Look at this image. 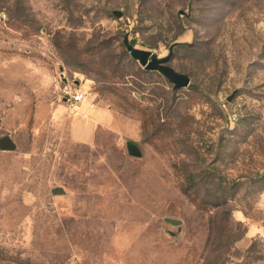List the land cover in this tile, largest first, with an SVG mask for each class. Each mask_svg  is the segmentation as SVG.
I'll return each instance as SVG.
<instances>
[{
  "label": "rangeland",
  "instance_id": "1",
  "mask_svg": "<svg viewBox=\"0 0 264 264\" xmlns=\"http://www.w3.org/2000/svg\"><path fill=\"white\" fill-rule=\"evenodd\" d=\"M4 135L0 264H264V0H0Z\"/></svg>",
  "mask_w": 264,
  "mask_h": 264
},
{
  "label": "water",
  "instance_id": "2",
  "mask_svg": "<svg viewBox=\"0 0 264 264\" xmlns=\"http://www.w3.org/2000/svg\"><path fill=\"white\" fill-rule=\"evenodd\" d=\"M114 13L118 17L122 16V12L120 11H115ZM124 43L128 52L134 59L139 61L146 70L158 71L163 74L173 84L175 90L186 88L191 85V78L188 74L178 72L169 65V61L173 55L172 48L170 49V54L168 56L159 57L156 53L150 50L141 49L133 45L130 42L128 35L125 36ZM233 95L228 99L231 100ZM127 148L130 155L136 157L142 156L141 148L134 141H128ZM16 149L17 143L10 135L0 137V150L15 151ZM53 193L64 194L65 190L62 187H57L53 190ZM166 221L173 225L181 224V221L172 218H167Z\"/></svg>",
  "mask_w": 264,
  "mask_h": 264
},
{
  "label": "built area",
  "instance_id": "3",
  "mask_svg": "<svg viewBox=\"0 0 264 264\" xmlns=\"http://www.w3.org/2000/svg\"><path fill=\"white\" fill-rule=\"evenodd\" d=\"M85 99V93L82 90L66 91V100L74 107L79 108Z\"/></svg>",
  "mask_w": 264,
  "mask_h": 264
},
{
  "label": "trees",
  "instance_id": "4",
  "mask_svg": "<svg viewBox=\"0 0 264 264\" xmlns=\"http://www.w3.org/2000/svg\"><path fill=\"white\" fill-rule=\"evenodd\" d=\"M133 44H134V42H133Z\"/></svg>",
  "mask_w": 264,
  "mask_h": 264
}]
</instances>
